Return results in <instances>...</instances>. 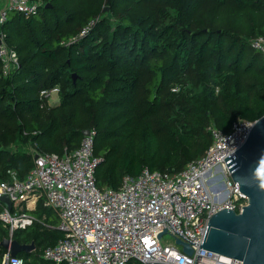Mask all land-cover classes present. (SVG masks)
<instances>
[{
    "label": "trees",
    "instance_id": "obj_1",
    "mask_svg": "<svg viewBox=\"0 0 264 264\" xmlns=\"http://www.w3.org/2000/svg\"><path fill=\"white\" fill-rule=\"evenodd\" d=\"M34 1L37 15L11 11L0 26L19 55L8 74L0 63V182L29 173L33 148L63 154L95 129L98 186L118 189L145 169L181 172L210 147L211 125L264 115V54L252 47L264 0ZM56 84L50 104L41 93ZM31 213L45 224L11 236L0 220V242H34L23 264H56L44 251L64 237L57 212L40 199Z\"/></svg>",
    "mask_w": 264,
    "mask_h": 264
},
{
    "label": "built area",
    "instance_id": "obj_2",
    "mask_svg": "<svg viewBox=\"0 0 264 264\" xmlns=\"http://www.w3.org/2000/svg\"><path fill=\"white\" fill-rule=\"evenodd\" d=\"M40 9L34 0H0V26L11 11L32 17ZM0 37V63L8 74L19 64V55L2 33ZM252 47L264 54V35L255 37ZM41 94L50 99L46 90ZM254 124L238 118L230 132L211 125L210 147L181 172L145 169L137 177L125 175L118 189L98 186L96 171L103 158L95 153V129H89L78 148L63 154L35 147L29 173L24 178L13 173L12 179L0 182V220L11 236L37 221L45 224L31 213L43 199L57 212L64 233L44 251L56 264H243L201 244L213 214L225 207L241 212L248 204L225 158L237 155ZM4 195L13 201L12 209L1 200ZM178 238L191 244V255L177 244ZM12 259L7 252L3 264Z\"/></svg>",
    "mask_w": 264,
    "mask_h": 264
},
{
    "label": "water",
    "instance_id": "obj_3",
    "mask_svg": "<svg viewBox=\"0 0 264 264\" xmlns=\"http://www.w3.org/2000/svg\"><path fill=\"white\" fill-rule=\"evenodd\" d=\"M103 11L107 12L109 8ZM76 77L74 73L73 78ZM87 134L89 130L84 131V135ZM236 152L237 155H229L225 160L231 179L239 184L240 190L248 197V204L243 206L241 212L225 207L213 214L201 247L241 259L243 264H264V115L255 121L247 140ZM1 200L12 209L13 201L9 195L2 196ZM176 242L184 246L186 253H193L191 244L180 238ZM0 246L7 249L13 258L23 251L35 249L34 242L20 243L12 237L4 238Z\"/></svg>",
    "mask_w": 264,
    "mask_h": 264
},
{
    "label": "clouds",
    "instance_id": "obj_4",
    "mask_svg": "<svg viewBox=\"0 0 264 264\" xmlns=\"http://www.w3.org/2000/svg\"><path fill=\"white\" fill-rule=\"evenodd\" d=\"M14 55V53H13ZM61 86L60 84H56L52 89L46 90V94H48L51 99L49 101L50 104H58L60 102L61 96ZM11 264H23V261L20 259L13 258L11 260Z\"/></svg>",
    "mask_w": 264,
    "mask_h": 264
},
{
    "label": "rangeland",
    "instance_id": "obj_5",
    "mask_svg": "<svg viewBox=\"0 0 264 264\" xmlns=\"http://www.w3.org/2000/svg\"><path fill=\"white\" fill-rule=\"evenodd\" d=\"M50 99H51V97H50ZM50 99H49V101H50ZM225 179V178H224Z\"/></svg>",
    "mask_w": 264,
    "mask_h": 264
}]
</instances>
